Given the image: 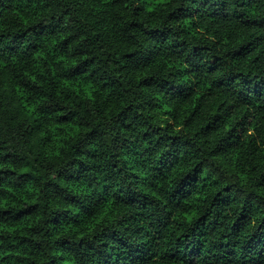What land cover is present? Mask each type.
<instances>
[{
  "label": "clouds",
  "instance_id": "9594fccd",
  "mask_svg": "<svg viewBox=\"0 0 264 264\" xmlns=\"http://www.w3.org/2000/svg\"><path fill=\"white\" fill-rule=\"evenodd\" d=\"M0 264H264V0H0Z\"/></svg>",
  "mask_w": 264,
  "mask_h": 264
}]
</instances>
